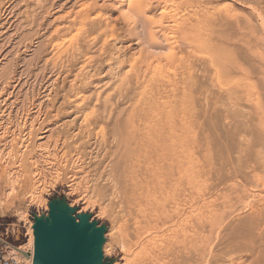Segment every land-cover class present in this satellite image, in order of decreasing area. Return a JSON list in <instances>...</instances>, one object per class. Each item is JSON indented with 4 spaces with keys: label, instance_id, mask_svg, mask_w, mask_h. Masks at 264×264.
Here are the masks:
<instances>
[{
    "label": "rangeland",
    "instance_id": "1",
    "mask_svg": "<svg viewBox=\"0 0 264 264\" xmlns=\"http://www.w3.org/2000/svg\"><path fill=\"white\" fill-rule=\"evenodd\" d=\"M0 126V235L25 258L65 214L102 264H264V0H0Z\"/></svg>",
    "mask_w": 264,
    "mask_h": 264
},
{
    "label": "water",
    "instance_id": "2",
    "mask_svg": "<svg viewBox=\"0 0 264 264\" xmlns=\"http://www.w3.org/2000/svg\"><path fill=\"white\" fill-rule=\"evenodd\" d=\"M60 214L53 225L39 229L35 264H102V234L85 223L62 221Z\"/></svg>",
    "mask_w": 264,
    "mask_h": 264
},
{
    "label": "bare ground",
    "instance_id": "3",
    "mask_svg": "<svg viewBox=\"0 0 264 264\" xmlns=\"http://www.w3.org/2000/svg\"><path fill=\"white\" fill-rule=\"evenodd\" d=\"M143 1H144V0H143ZM141 2H142V0H141ZM141 4L143 5V3H141ZM203 4H204V3H203ZM135 5H136V4H135ZM144 5H145V4H144ZM200 6H201V5H200ZM135 7H136V6H135ZM136 8H139V7H136ZM141 8H142V7H141ZM201 8H202V7H201ZM142 9H143V8H142ZM134 10H135V9H134ZM140 10H141V9H140ZM140 10H138V11H140ZM143 10H144V9H143ZM138 11L136 12L137 14L139 13ZM141 11H142V10H141ZM201 11H203V10H201ZM203 12H204V11H203ZM141 13H142V12H141ZM198 13H199V12H198ZM143 14H144V12H143ZM143 14H142V15H143ZM142 15H141V17H142ZM139 16H140V15H139ZM143 20H144V19H142V21H143ZM146 21H147V20H146ZM143 22H145V21H143ZM204 23H205V22H204ZM239 26H240V25H239ZM142 27H143V26H142ZM145 28H146V27H145ZM238 28H239V27H238ZM143 29H144V28H143ZM148 31H149V30H148ZM143 33H144V32H143ZM152 33H153V37H151V38H152L153 41H151V43H148V44H149L148 46H149V49L154 50V49H156V47H157L158 45H160V44H159L160 41H158V40H159L158 37H157L158 35L155 36V33H156V32L153 31ZM149 36H150V35H149ZM156 37H157V38H156ZM155 39H156V40L158 39V40L156 41ZM145 41L147 42V40H145ZM157 42H159L158 45H157ZM146 44H147V43H146ZM155 44H156L157 46H155ZM160 46H161V45H160ZM161 47H162V46H161ZM157 48H159V47H157ZM163 49H164V48H163ZM156 50H157V49H156ZM157 51H160V50H157ZM151 53H152V52H151ZM232 60H233V59H232ZM230 61H231V60H230ZM235 62H236V60H235ZM232 63H233V62H232ZM237 63H238V62H237ZM237 63H236V65H237ZM168 64H169V63H168ZM230 64H231V63H230ZM233 64H234V63H233ZM170 65H171V64H170ZM236 65H235V66H236ZM239 65H240V64H239ZM239 65H237V66H239ZM230 66H231V68L234 67V65L232 66V64H231ZM241 67H242V66H241ZM235 68H237V70H238L239 67H235ZM233 69H234V68H233ZM242 69H243V68H241V70H242ZM235 70H236V69H235ZM239 71H240V69H239ZM242 72H245V71H242ZM137 80H138V79H137ZM231 90H233V89H231ZM235 91H236V90H235ZM232 93H233V91H232ZM232 93H231V94H232ZM236 93H237V91H236ZM229 94H230V93H229ZM232 95H233V94H232ZM237 95H238V94H237ZM230 96H231V95H229V97H230ZM235 96H236V95H235ZM235 96H234V97H235ZM238 97H239V96H238ZM230 98H231V97H230ZM232 99H233V98H232ZM234 99H235V98H234ZM237 99H238V98H237ZM241 100H242V99H241ZM237 101H238V100H237ZM174 124H175V123H174ZM174 124H173V125H174ZM175 126H176V125H175ZM0 127H1V126H0ZM171 127H173V126H171ZM3 128H4V127H3ZM162 128H163V127H161V130H162V131L158 129V132L160 133V131H161V134H158V132H157L158 135L155 134L154 138L157 137V136H159V135H161L160 138H162V136L165 135V133H167V132H165V133L162 135L163 130H166V129H162ZM164 128H165V127H164ZM175 128L177 129V127H174L173 130H175ZM169 129H170V128H169ZM177 130H178V129H177ZM180 130H181V129H180ZM155 131H156V130H155ZM155 131H154V132H155ZM171 131H172V130H171ZM3 132H4V131H3ZM1 133H2V132H1ZM177 133H178V132H177ZM177 133H176V134H177ZM4 134H5V133H4ZM150 134H151V133H148V135H150ZM152 134H154V133H152ZM170 134H171V133H170ZM8 135H9V134H8ZM13 135H14V134H13ZM171 135L174 136V134H171ZM171 135H170V136H171ZM178 135H179V137H181L180 134H178ZM178 135H177V136H178ZM146 136H147V135H145V137H146ZM167 136H168V135H167ZM6 137H7V135H6ZM145 137H143V139H144ZM148 137H149V136H148ZM150 137H153V136H150ZM150 137H149V138H150ZM171 137H172V136H171ZM1 138H2V137H1ZM154 138H153V140L156 139V138H155V139H154ZM160 138L158 139V137H157V141L155 140V142H154L153 140H151V139H152V138H151V139H150V140H151V143H149L150 140L147 139V137H146V139H144L145 142H146V140H149V142L147 141V142L149 143V147H150V144H151V148H152V149L155 147V149H153L154 152H153L152 150H150L151 148L149 149L150 151L153 152V153H152L153 155L151 154V158H152V156H154V154H156L158 151L161 152V150H158V149H163L164 147H162V145H163V146L166 145V144H165V145L163 144V143H164V142H163V139H165V138H167V137L164 136V137L162 138V144H160V143H161ZM172 138H173V137H172ZM175 138H176V137H175ZM177 138H178V137H177ZM143 139H142V140H143ZM179 139H180V138H179ZM181 139H182V137H181ZM158 140H159L160 142H159ZM165 140H166V139H165ZM165 140H164V141H165ZM169 140H171V139H168V141H169ZM152 141H153L154 143H153ZM168 141H167V142H168ZM181 141H182V140H181ZM5 142H6V140H5ZM142 142H143V141H142ZM156 142H157V146H158V144H160L159 147H157V146L155 145ZM158 142H159V143H158ZM170 142H171V141H170ZM173 142H174V141H173ZM173 142H172V143H173ZM176 142H178V140H177ZM10 143H11V142H10ZM165 143H166V142H165ZM179 143H180V142H179ZM179 143H178V144H179ZM47 144H48V143H47ZM47 144H46V145H47ZM152 144L155 145V146L152 147V146H153ZM175 144H176V143H175ZM175 144H173V145L171 144V145H172L173 147L176 148L178 145H177V146H174ZM180 144H181V143H180ZM138 145H139V144H138ZM142 145H143V144H142ZM168 145H169V144H168ZM181 145H182V144H181ZM39 146H40V145H39ZM41 146H42V145H41ZM41 146H40V147H41ZM140 146H141V145H140ZM145 146L148 147L147 143H146ZM160 146H161L162 148H160ZM169 146H170V145H169ZM179 146H180V145H179ZM28 147H29V146H28ZM40 147H39V149H40ZM125 147H126V146H125ZM141 147H144V146H141ZM149 147H148V148H149ZM165 147H167V146H165ZM170 147H171V146H170ZM181 147H182V146H181ZM22 148H23V147H22ZM46 148H47V146H46ZM137 148H138V147H137ZM137 148H136V150H137ZM139 148H140V147H139ZM139 148H138V149H139ZM144 148H145L144 150L146 151V147H144ZM167 148H168V147H167ZM13 149H14V148H13ZM13 149H12L11 153L13 152ZM26 149H27V148H26ZM164 149H166V148H164ZM164 149H163V150H164ZM168 149H169V148H168ZM176 149H178V148H176ZM181 149H182V148H181ZM134 150H135V149H134ZM141 150H143V149H140V151H141ZM149 150H147L146 152H148ZM155 150H156V151H155ZM163 150H162V151H163ZM182 150H183V149H182ZM23 151H24V150H23ZM23 151H22V152H23ZM41 151H42V150H41ZM43 151H44V150H43ZM145 151H143V153H144ZM150 151H149V153H150ZM177 151H178V150H177ZM18 152H19V151H18ZM20 152H21V151H20ZM141 152H142V151H141ZM169 152H170V150H168V152H166V154L169 153ZM181 152H182V151H181ZM3 153H4V152H3ZM134 153H135V151H134ZM143 153H140V154L143 155ZM161 153H163V152H161ZM170 153H171V152H170ZM170 153H169V154H170ZM175 153H176V152H174V155H175ZM20 154H21V153H20ZM159 154H160V153L158 152L157 155H158L159 157H161V156H160L161 154H160V155H159ZM164 154H165V151H164ZM176 154H177V153H176ZM2 155H3V154H2ZM149 155H150V154H149ZM157 155H156V156H157ZM170 155H171V154H170ZM178 155H180V156L178 157ZM178 155H177L178 159L181 158V154H180V152H179ZM190 155H191V154H190ZM190 155H189V156H190ZM11 156H12V155H11ZM163 156H165V155H163ZM163 156H162V157H163ZM166 156H169V155L167 154ZM172 156H173V155H172ZM172 156H171V157H172ZM175 156H176V155H175ZM182 156H183V154H182ZM3 157H4V155H3ZM6 157H7V156H6ZM130 157H131V156H130ZM148 157H149V160H150V156L145 155V158H148ZM159 157H158V158H159ZM162 157H161V158H162ZM171 157H167V158L164 157L162 160H160V162H161V161H165L166 159L171 158ZM177 157H176V158L174 157V158L177 159ZM183 157H184V156H183ZM8 158H9V157H8ZM153 158H155V157H153ZM184 158H185V157H184ZM191 158H192V156H191ZM191 158H190V159H191ZM2 159H3V158H2ZM159 159H160V158H159ZM159 159H158V160H159ZM192 159H193V158H192ZM154 160H155V159H154ZM181 160H182V159H181ZM183 160H184V159H183ZM174 161H175V160H174ZM19 162H20V161H19ZM155 162H156V161H155ZM155 162H154L153 160L151 161V163H153V164H154ZM175 162H177V163L175 164V163L173 162V159H171V164L169 165V163H170V159H169V163H168V166H169V168H170L169 171H172L171 174H173V171H174V170H175L174 174H175V173H177V174H178V173H179V174L181 173V174H182L183 166H181V163H182L183 161L180 162V159H179L178 161L176 160ZM192 162H193V160H192ZM151 163H150V164H151ZM156 163H157V162H156ZM163 163L165 164V162H163ZM166 163H167V162H166ZM190 163H191V162H190ZM153 164H152V165H153ZM164 164H163V165H162V164H161V165L159 164L161 167H159L158 163H157V165L155 164V165H153V166H154V167L157 166V167L159 168V170H160V168H161V170H163V171H164V167H163V166H165V167H166V168H165V171H166V169H167V171H168L169 168H167V164H166V165H164ZM184 164H185V163H184ZM18 165H19V164H18ZM152 165H151V167H150L151 170L148 168L149 165H147L148 167H146V168H148V169L150 170V172H153L154 175H155V172H156L155 170H158V169L155 167V170L153 169V171H152ZM190 165H191V164H190ZM185 166H186V164H185ZM193 166H194V165H193ZM12 168H13V167H12ZM173 168H174V169H173ZM175 168H176V169H175ZM19 169H20V168H19ZM184 169H185V168H184ZM186 169L190 170V167H188V168L186 167ZM186 169H185V170H186ZM191 169H192V168H191ZM140 170H141V169H140ZM149 170H146V169H145V172H147V175H152V176H153V174H149V173H150V172H148ZM159 170H158V171H159ZM176 170H177V171H176ZM193 170H195V167L193 168ZM15 171H16V170H15ZM158 171H157V172H158ZM165 171H164V172H165ZM169 171H168V173H169ZM8 172H9V171H8ZM143 172H144V170H143ZM160 172H161V171H160ZM160 172H159V174L156 173L155 177H156V176L158 177V175H160V177H158V178H161V176L164 177V178H166V177H165V173H167V172H165V173H164V172L160 173ZM183 172H184V171H183ZM187 172H188V171H187ZM191 172H192V171H191ZM193 172H195V171H193ZM141 173H142V171H141ZM188 173H189V172H188ZM17 174H18V173H17ZM131 174H132V173H131ZM142 174H143V175H142ZM142 174H140V175L144 176V173H142ZM163 174H164V176H163ZM174 174H173V176H174ZM183 174H185V173H183ZM192 174H193V173H192ZM194 174H195V173H194ZM194 174H193V175H194ZM167 175L170 176V174H166V176H167ZM175 175H176V174H175ZM152 176H151V177H152ZM176 176H177V175H176ZM179 176H180V175H179ZM190 176H191V174L189 173V177L186 176V178H187V177L190 178ZM8 177L10 178V176H8ZM42 177H43V176H42ZM137 177H139V175H136V178H137ZM167 177H168V176H167ZM6 178H7V177H6ZM9 178H8V179H9ZM139 178H140V177H139ZM144 178H145V179H143V180H147L146 182H147V183L149 182L148 184L151 183V181H152L151 179H152V178H149V176H146V173H145V177H144ZM146 178H149L151 181L148 180V179H146ZM183 178H185V177H183ZM183 178H182L181 181H183ZM186 178H185V179H186ZM188 178H187V179H188ZM192 178H193V176H192ZM194 178H195V176H194ZM140 179H141V178H140ZM162 179H163V178H162ZM170 179H171V178H170ZM13 180H15V178H13ZM137 180H139V179H137ZM137 180H134L135 182L133 181L134 183H133V182H132V183H133V187H135L134 185H136V188L138 189V188H140V187H139V181H140V184H141V183H145V182H143V180H142V182H141V180H139V181L137 182V184H138V186H137V184H136V181H137ZM153 180H154V179H153ZM155 180H158V179L156 178ZM166 180H167V178L165 179V181H166ZM168 180H169V178H168ZM176 180H177V179H176ZM190 180H191V179H190ZM20 181H21V180H20ZM158 181H159L160 183L162 182V184H161V185H162L161 188H160V183H159V182L155 183L156 181H152L153 185H152V183H151V185L154 186V185L156 184V186H158V183H159V187H157V189L160 188V189L162 190V188L165 187V185H164V182H165V181H164V180L162 181L161 179L158 180ZM181 181H179V182H181ZM13 182H14V181H13ZM18 182H19V181H18ZM169 182H171V181L169 180ZM179 182H178V184H181V183H179ZM129 183H130V182H129ZM147 183H145V184H147ZM154 183H155V184H154ZM166 183H167V182H165V184H166ZM172 183H174V182H172ZM5 184H6V182H5ZM17 184H18V183H17ZM40 184H41V183H40ZM148 184H147V185H148ZM178 184H177V186H178ZM34 185H35V184H34ZM141 185H143V184H141ZM141 185H140V186H141ZM151 185H150V186H146V185H144L145 187L142 186V187L140 188V190H141V189L144 187V188H143L144 191H143V189L141 190L142 195H144L145 190H146V189H145L146 187H149V189L151 188V189H150V190H151L150 192H152V191L154 192V190H155V191L157 190V189H156V186H154V188H155V189H154ZM163 185H164V186H163ZM170 185H171V184H170ZM181 185H182V184H181ZM8 187H9V186H8ZM34 187H35V186H34ZM166 187H167V186H166ZM168 187H169V186H168ZM178 187H179V186H178ZM136 188H135V189H136ZM170 188H171V187H170ZM181 188H182V187H181ZM137 189H136V191H137ZM149 189H148V190H149ZM153 189H154V190H153ZM160 189H159V190H160ZM163 189H168V188H163ZM172 189H173V188H172ZM14 190H15V189H13V191H14ZM138 190H139V189H138ZM140 190H139V192H140ZM159 190H157L156 193L159 192ZM177 190H178V188H177ZM37 191H39V190H37ZM132 191H134V190H132ZM142 191H143L144 193H143ZM178 191H179V190H178ZM9 192H11V191H9ZM16 192H17V191H16ZM34 192H35V190H34ZM146 192H147V191H146ZM161 192H162V191H160V193H161ZM164 192H165V191H163V194H162V193H161V194L164 195V194H165ZM176 192H177V191H176ZM181 192H182V191H181ZM137 193H138V192H137ZM141 193H139V197L141 196V195H140ZM177 193H178V192H177ZM8 194H9V193H8ZM10 194H11V193H10ZM13 194H14V193H13ZM35 194L38 195L39 193L37 192V193H35ZM35 194H34V195H35ZM148 194H149V196H151V197H148V196H147ZM148 194L145 193V195L142 197V199L144 198L143 200H145V197L147 196V197H148V198L146 197V201L148 200L147 202L143 201V200L140 199L139 197H136V199L139 198L140 201L145 202V203L147 204V206L150 208V210H151V208H152V210H154L153 207L156 208V209H155V210H156L155 212L158 211V213H159L160 207H163V206H164L163 204H165L164 201H162L163 199H160V200L158 199L160 203L162 202V205H163V206H162L161 204H159V203L157 202V200H156V201L154 200V199L157 198V197H154L155 192L152 193L153 195H152L151 193H149V192H148ZM150 194H151V195H150ZM157 194H158V193H157ZM166 194H168V193H166ZM172 194H173V193H172ZM39 195H40V194H39ZM39 195H38V196H39ZM175 195H176V194H175ZM175 195H174V196H175ZM185 195H186V194H185ZM8 196H10V195H8ZM11 196H12V195H11ZM155 196H157V195L155 194ZM178 196H179V195H178ZM31 197H32V196H31ZM41 197H42V196H41ZM152 197H154V198H152ZM171 197H172V196H171ZM180 197H181V199H182V196H180ZM150 198H151V199H150ZM158 198H159V197H158ZM163 198H164V197H163ZM177 198H178V197H177ZM8 199H9V198H8ZM10 199H11V198H10ZM139 199H137L138 201L136 200L135 202H136V204L138 203V204H140V206H142L141 204H142L143 202L141 203V202L139 201ZM149 199H150L152 202H153V200H154L157 204H159V205H160V207H159V205H158L159 209H157V205H156L155 202H153V203H154L156 206H154V204H152V203L148 205V202L150 201ZM152 199H153V200H152ZM175 199H176V198H175ZM167 200H168V199L166 198V201H167ZM182 200H183V199H182ZM33 201H34V200H33ZM166 201H165V202H166ZM168 201H169V200H168ZM139 202H140V203H139ZM175 202H177V201H175ZM191 202H192V201H191ZM145 203H144V204H145ZM172 203H173V202H172ZM179 203H180V202H179ZM133 204H134V203H133ZM138 204H137V205H138ZM166 204H167V203H166ZM151 205H153V206L151 207ZM133 206H134V205H133ZM172 206H173V205H171V208H172ZM259 207H260V206H258V208H259ZM46 208H47V207H46ZM149 208H148V209H149ZM179 208H180V207H179ZM161 209H163V208H161ZM165 209H166V206H165ZM163 210H164V209H163ZM163 210H161L160 212H161L162 216H164V219H162L163 217L160 218L161 216H156V215H154L155 212H154V213L151 212V214H150L149 216H147V217H150V216H151V220H152V222H153V219L155 218V216H156L155 220H157V217H159L160 219L163 220L162 222H164L165 219L170 220L168 217H170L171 214H168L169 212L166 211V213L168 212V213H167L168 216H165L166 214H163V213H165V210H164V212L162 213ZM166 210H167V209H166ZM170 210H171V209H170ZM173 210H174V207H173ZM176 211H177V210H176ZM173 212H175V211H173ZM257 212H258V211H257ZM158 213H157V214H158ZM152 214L154 215L153 219H152V216H153ZM159 214H160V213H159ZM159 214H158V215H159ZM172 214H173V213H172ZM26 216H27V215H26ZM166 217H167V218H166ZM175 217H176V216H175ZM23 218H25L26 221L28 220L26 217H23ZM171 218H172V216H171ZM160 219H158V220H160ZM177 219H178V218H177ZM177 219H176V221H177ZM21 220H22V218H21ZM41 220H42V219H41ZM146 220L149 221L150 218H149V219H145V220H144V221H145V224L143 223V225H145L146 227L148 226V228L150 229V227H151L150 225H151L152 222H149V223H150V224H149L148 221H146ZM168 220H166V222H167ZM172 220H173V218H172ZM22 221H24V220H22ZM26 221H25V222H26ZM62 221H64V222H68V223L72 222V220H71L69 217L65 216V215L62 216ZM160 221H161V220H160ZM180 221H181V220H180ZM39 222H40V223H38V224H34V225H33V228L31 227V228H32V229H31V230H32V233H31V236H30V242H29V246H30V248H31V251H29V252L32 253V255H31L32 257H31V258L27 257V258L23 259V261H21L22 264H35V257H36V250H37L38 236L35 237V234H34V233H35V232L38 233V232H39V229H42V228H44V227L46 226L44 223H41V221H39ZM154 222H155V221H154ZM162 222H160V223H162ZM139 223H140V222H139ZM156 223H158V222H156ZM160 223H159V224H160ZM146 224H147V225H146ZM152 224H154V223H152ZM159 224H155V227H156L157 225H159ZM163 224H165V222H164ZM177 224H178V223H177ZM179 224H180V223H179ZM179 224H178V225H179ZM170 225H171V224H170ZM140 226H142V224H141ZM145 226H142V227H145ZM159 226H160V225H159ZM173 226H174V225H173ZM180 226H181V225H180ZM142 227H141V228H142ZM178 227H179V226H178ZM148 228H147V231H149ZM157 228H158V226H157ZM160 228H161V227H160ZM167 228H168V227H167ZM34 229H35V230H34ZM143 229H146V228H143ZM153 229H155V228H154V225H153ZM153 229H152V227H151V231H152ZM158 229H159V228H158ZM155 230H156V229H155ZM37 233H36V235H37ZM144 233H145V232H144ZM146 233H147V232H146ZM139 234H141V233H139ZM139 238H140V237H139ZM141 242H142V241H141ZM148 242H149V241H148ZM154 244H155V243H154ZM157 244H158V243H157ZM140 246H141V245H140ZM148 246H149V245H148ZM159 246H160V245H159ZM159 246H158V247H159ZM24 247H25V246H23L22 248H24ZM144 247H145V246H144ZM167 247H168V246H167ZM149 248H150V246H149ZM153 248H154V247H152V249H150V250H152V251L155 250V248H154V249H153ZM147 249H148V247H147ZM163 249H164V248H163ZM144 250H145V249H144ZM150 250H148V251H150ZM159 250H161V248H160ZM164 250H165V249H164ZM168 250H169V249H167V251H168ZM20 251H21L20 248L16 250L17 253H21ZM25 251H26V250H25ZM148 251H147V252H148ZM155 251H156V250H155ZM161 251H162V250H161ZM161 251H160V252H161ZM26 252H27V251H26ZM128 252L132 253L131 251H128ZM128 252H127V253H128ZM22 253H23V252H22ZM149 253L151 254L152 252H149ZM149 253H147V254H149ZM154 253H156V252H153V254H154ZM161 253L163 254L164 252H161ZM153 254H152V255H153ZM157 254H158V253H157ZM157 254H156V255H157ZM27 255L29 256V253H28V252H27ZM129 255H131V254H129Z\"/></svg>",
    "mask_w": 264,
    "mask_h": 264
},
{
    "label": "built area",
    "instance_id": "4",
    "mask_svg": "<svg viewBox=\"0 0 264 264\" xmlns=\"http://www.w3.org/2000/svg\"><path fill=\"white\" fill-rule=\"evenodd\" d=\"M20 245L10 241V232L0 235V264H22L24 253H17Z\"/></svg>",
    "mask_w": 264,
    "mask_h": 264
},
{
    "label": "snow or ice",
    "instance_id": "5",
    "mask_svg": "<svg viewBox=\"0 0 264 264\" xmlns=\"http://www.w3.org/2000/svg\"><path fill=\"white\" fill-rule=\"evenodd\" d=\"M124 15H125V17H127L128 13L125 12ZM159 55L171 60V59H173L176 56V52L174 50H172V49H167V50L159 53ZM138 59H139V57H138Z\"/></svg>",
    "mask_w": 264,
    "mask_h": 264
}]
</instances>
